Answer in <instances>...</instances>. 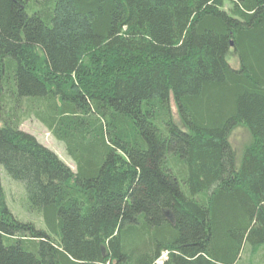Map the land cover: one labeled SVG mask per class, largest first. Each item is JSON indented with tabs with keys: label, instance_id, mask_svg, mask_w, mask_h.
<instances>
[{
	"label": "trees",
	"instance_id": "16d2710c",
	"mask_svg": "<svg viewBox=\"0 0 264 264\" xmlns=\"http://www.w3.org/2000/svg\"><path fill=\"white\" fill-rule=\"evenodd\" d=\"M0 264H264V0H0Z\"/></svg>",
	"mask_w": 264,
	"mask_h": 264
},
{
	"label": "rangeland",
	"instance_id": "374dc122",
	"mask_svg": "<svg viewBox=\"0 0 264 264\" xmlns=\"http://www.w3.org/2000/svg\"><path fill=\"white\" fill-rule=\"evenodd\" d=\"M229 7V2H226L225 9H228ZM230 63L235 68L239 67L238 59L233 53L230 55ZM172 108L176 116L177 109L174 105V102H172ZM22 129L34 134L42 144L54 150L62 160L75 169V164L72 158L67 154L65 145L62 142H59L39 120H37L35 117L28 118L22 124ZM250 140L251 137L246 128L237 126L233 129L230 135V142L235 148L239 158L242 156V149L250 142ZM1 179L5 190L8 207L14 216L22 221L33 222L39 228H45L42 217L38 213L27 209L23 184L12 179L3 168H1ZM259 254H261V252H259ZM253 257L254 255L251 256V259H249L247 263H252Z\"/></svg>",
	"mask_w": 264,
	"mask_h": 264
}]
</instances>
